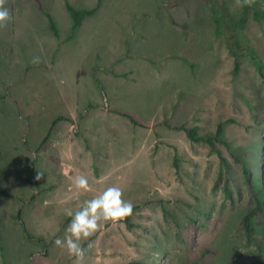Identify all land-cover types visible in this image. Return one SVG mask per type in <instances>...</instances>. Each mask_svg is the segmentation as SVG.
<instances>
[{"label":"rangeland","instance_id":"rangeland-1","mask_svg":"<svg viewBox=\"0 0 264 264\" xmlns=\"http://www.w3.org/2000/svg\"><path fill=\"white\" fill-rule=\"evenodd\" d=\"M5 7L0 264H73L41 236L57 233L69 209L41 197L58 182L73 193L69 171L87 177L86 197L119 186L134 205L131 216L102 223L84 264H264V213L253 219V242L242 222L264 200V68L254 63L264 62V19L253 18L264 1L6 0ZM70 7L96 11L74 27ZM220 123L213 144L188 135L193 127L215 135ZM38 198L23 213L26 200ZM19 211L44 242L27 236Z\"/></svg>","mask_w":264,"mask_h":264},{"label":"clouds","instance_id":"clouds-1","mask_svg":"<svg viewBox=\"0 0 264 264\" xmlns=\"http://www.w3.org/2000/svg\"><path fill=\"white\" fill-rule=\"evenodd\" d=\"M5 3L6 0H0V25L11 19ZM32 63L39 64L40 58L34 57ZM42 175L38 173L35 179L39 181ZM73 184L77 191L89 190V181L84 175L74 177ZM123 197V190L119 186H110L101 194L84 200L77 210L66 209L65 215L70 218V223L63 238L54 240L55 246L66 249L69 256L74 258L73 264H84L87 252L94 245L90 238L98 232L102 223L115 224L133 214L134 205ZM85 241H90L87 247L83 246Z\"/></svg>","mask_w":264,"mask_h":264},{"label":"trees","instance_id":"trees-1","mask_svg":"<svg viewBox=\"0 0 264 264\" xmlns=\"http://www.w3.org/2000/svg\"><path fill=\"white\" fill-rule=\"evenodd\" d=\"M254 1L259 2V1H264V0H254ZM250 8H251L250 5L245 6L243 14L238 19L237 23H239L241 26H243L248 21ZM70 10L73 13V17H74V27H78L81 24L82 19L84 18L85 15H88V14L91 15L96 11L95 8L85 9V10H77V9L72 8V7H70ZM48 18L50 20L52 29L57 31L56 30V24L49 14H48ZM253 18L256 20L264 19V11L259 10V9L255 10L253 12ZM254 63L256 65L257 69L261 72V74H263L264 62L262 60L254 59ZM61 119H63V116L58 117L57 120H61ZM222 131H223L222 123H220V125L217 129V133L215 135H207V136L206 135H200L198 133V130L196 127L188 129V135L190 136V138H192L195 141L202 140V141H206V142L213 144L214 140H218V141L221 140ZM261 213H264V200L258 199L257 204L252 209H250L243 217L242 222H243L244 230H245L248 241L253 242L256 239L255 233H254L253 219L255 218V216H257ZM16 218L21 222L22 227H23L25 233L27 234V236L29 238H33V239H36V240L41 241V242L45 241L42 237L33 235L28 231V229L25 225V222L22 219L21 211H19V213L16 215Z\"/></svg>","mask_w":264,"mask_h":264},{"label":"crops","instance_id":"crops-1","mask_svg":"<svg viewBox=\"0 0 264 264\" xmlns=\"http://www.w3.org/2000/svg\"><path fill=\"white\" fill-rule=\"evenodd\" d=\"M66 161V160H65ZM66 163H68V162H66ZM69 164V163H68ZM70 173H69V176L67 177V176H65L66 177V179H65V183H66V186H67V188L70 190V191H74L73 193H68V194H63V184L61 183L60 184V182H58V185H59V187H57V188H55V190L54 191H48V193L46 194V193H44L43 194V196L41 197V199H43V201H44V203H46V202H51V201H57V202H59L61 205H63V203H67L66 204V208H71L72 210H77L78 209V207L83 203V201L84 200H86V199H91V198H89V197H86V194H84L83 192H81V191H77L75 188H74V185H73V173L71 172V171H69ZM90 191H92V186L89 184V190H88V192H90ZM45 192V191H44ZM94 192H96V194L97 195H99V190H97V191H94ZM91 193V192H90ZM19 195H22V193H20ZM23 196V195H22ZM39 200V198L38 199H36V200H29V199H27L26 200V205H25V207H28V206H30V208L29 209H26L25 208V211H23V213L24 212H26L28 215H29V213H31V212H29V210L30 211H32L33 210V205H31V204H34L35 202H37ZM69 201H73V202H71V203H68ZM31 202V203H30ZM2 211V209L0 210V212ZM0 217L3 219V221L4 222H6L7 221V215H5V213H3V211H2V213H0ZM60 218H59V220H60V225H59V231H61V230H63L64 228H65V226H66V224H65V221H67L68 219H69V217H67L66 215H64V214H62L61 216H59ZM15 219V218H14ZM20 222V221H19ZM107 223V222H106ZM105 223V224H106ZM22 227V226H21ZM19 225H18V228H19V230H20V228H21ZM58 230V229H57ZM56 230V231H57ZM58 231V232H59ZM53 233L52 235H51V237L49 238L48 236H46V235H42L41 234V236H43L44 238H45V240L47 241V242H50L51 240L52 241H54L56 238H63V232L62 233ZM19 234H20V232H18ZM47 233V232H46ZM19 236H21V235H19ZM23 238V237H22ZM29 239V238H28ZM43 253H45L46 254V252H43ZM47 255H48V253H47Z\"/></svg>","mask_w":264,"mask_h":264}]
</instances>
